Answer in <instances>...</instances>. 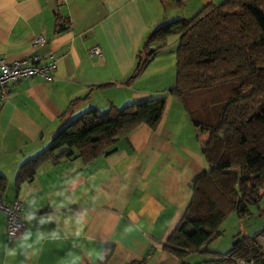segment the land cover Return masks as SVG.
I'll return each mask as SVG.
<instances>
[{
	"label": "crops",
	"instance_id": "crops-1",
	"mask_svg": "<svg viewBox=\"0 0 264 264\" xmlns=\"http://www.w3.org/2000/svg\"><path fill=\"white\" fill-rule=\"evenodd\" d=\"M224 1L0 0L1 56L56 60L50 79L15 82L0 106V176L6 183L0 197L21 201L28 215L25 230L8 242L0 213V264H181L163 246L190 201L191 179L207 163L201 152L206 134L167 92L178 37L167 39L132 76L155 26ZM57 16L68 22L59 33ZM37 36L44 42L34 46ZM91 46L101 56L90 55ZM161 96L166 104L155 129L139 125L109 154L87 163L74 155L46 160L16 187L19 167L80 114ZM189 255L183 262L190 264Z\"/></svg>",
	"mask_w": 264,
	"mask_h": 264
},
{
	"label": "trees",
	"instance_id": "trees-1",
	"mask_svg": "<svg viewBox=\"0 0 264 264\" xmlns=\"http://www.w3.org/2000/svg\"><path fill=\"white\" fill-rule=\"evenodd\" d=\"M56 17L54 32L68 22ZM178 37L174 84L167 92L206 134L201 152L207 169L190 182L191 197L163 248L181 264L191 253L208 254L205 244L221 234L228 212L243 216L264 188V0H225L205 5L189 19L158 24L145 37L132 79L165 46ZM223 87L218 102L197 103V96ZM166 104L164 96L105 110L89 109L61 127L50 145L23 163L15 185L33 176L44 161L71 156L87 163L109 154L119 137L139 125L155 129ZM6 186L0 176V188ZM260 233V232H259ZM251 237L233 242L224 253L194 264H235V259L264 264V251ZM110 249L101 258L104 262ZM142 261L132 264H141Z\"/></svg>",
	"mask_w": 264,
	"mask_h": 264
},
{
	"label": "built area",
	"instance_id": "built-area-1",
	"mask_svg": "<svg viewBox=\"0 0 264 264\" xmlns=\"http://www.w3.org/2000/svg\"><path fill=\"white\" fill-rule=\"evenodd\" d=\"M44 42L42 36L33 38L32 45L36 46ZM88 53L93 56H101L99 47L91 46ZM56 60L53 56L42 57L38 54H31L13 61H7L0 54V106L5 103L11 93L12 85L21 80L39 77L44 80L51 78L55 68ZM0 213L6 222L7 241L11 240L23 232L28 222V215L24 211L21 201L5 202L0 197ZM258 244L264 251V230L256 236ZM235 264H255L252 260L235 259Z\"/></svg>",
	"mask_w": 264,
	"mask_h": 264
},
{
	"label": "rangeland",
	"instance_id": "rangeland-1",
	"mask_svg": "<svg viewBox=\"0 0 264 264\" xmlns=\"http://www.w3.org/2000/svg\"><path fill=\"white\" fill-rule=\"evenodd\" d=\"M221 89L223 87H214V89L201 93L197 96V103L210 104L218 102L224 95ZM261 230H264V188L261 189L260 196L255 202L247 204L245 215L239 216L235 211L228 212L221 225V234L206 243L204 248L209 253H224L232 248L235 240L251 237ZM209 253H191L187 261L190 264L205 261L211 258Z\"/></svg>",
	"mask_w": 264,
	"mask_h": 264
}]
</instances>
